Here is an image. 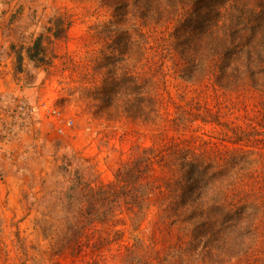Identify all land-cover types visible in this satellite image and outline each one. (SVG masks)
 <instances>
[{"label":"rangeland","instance_id":"rangeland-1","mask_svg":"<svg viewBox=\"0 0 264 264\" xmlns=\"http://www.w3.org/2000/svg\"><path fill=\"white\" fill-rule=\"evenodd\" d=\"M232 1L206 29L203 8L165 2L144 17L133 0H0V264H264V61L235 72L205 49ZM123 75L153 109L101 102ZM141 157L142 202L112 194L90 221L86 180L116 191Z\"/></svg>","mask_w":264,"mask_h":264},{"label":"trees","instance_id":"trees-1","mask_svg":"<svg viewBox=\"0 0 264 264\" xmlns=\"http://www.w3.org/2000/svg\"><path fill=\"white\" fill-rule=\"evenodd\" d=\"M225 1L226 0H133V5L144 17H146V15L143 14V10H146V12L153 11V8L148 6L151 2H153L154 5L156 4L157 7H160L163 2L166 4H173L175 7L177 5L189 6L194 15L198 12L200 13L203 8L205 19L207 20L206 22L204 19L206 24L210 21L208 19L209 17L213 16L216 18L220 15V9H222V5ZM126 5V3H123L115 6L120 15L125 14ZM230 9L233 10V12L228 22L223 23L221 26L216 24V31L209 32L211 39L207 42L205 49L208 50L207 53L212 56L233 59V71L239 72L240 69H245L252 75L264 61V0H234L231 2ZM182 24H184V22H182ZM199 25H202L200 21ZM205 28L208 29L207 24ZM186 31L188 30L185 29V32ZM55 36L60 37V34L55 32ZM115 38L117 39L116 44L122 41V36H115ZM40 40L41 38H37L33 46L37 52V56L39 55ZM125 40L129 45L135 46L137 43V41L130 36ZM137 47L139 48L140 46ZM127 49V47L118 48L119 54L122 55ZM36 55L32 54V51L29 52V57L31 59L36 58ZM19 59L21 60V57H19ZM145 88L146 84L138 82L137 79L131 75H123L122 79L119 81L108 82L106 80L98 93L102 95L100 98L101 102L106 106L115 105L116 111L122 110V112L130 116H135L144 113V108L147 105H149V109H153V101L149 98ZM118 89L123 92H119ZM126 96L134 100L125 98ZM78 161H80V158L75 157L74 153H71L69 157H65L64 163H62V171H64L66 176L71 175L73 170H80L82 164H78ZM145 161V157L137 158L130 165L123 167L116 173V183L119 188L116 191H113L112 188H107L100 184H95L90 180H86L83 202L86 207L85 210H87L86 215L90 221L105 219V210L111 203L110 198L112 194L117 197L120 196L124 200L127 199L126 201H131V203L137 204L142 202L138 195L141 188L138 182L148 171V165ZM204 171H207V169L204 168ZM201 177L205 179V177ZM188 179V181L192 180V182H190L187 187V191L181 192V197L183 199L191 196L192 192L198 190L200 187L198 185V181H200L199 178L196 179L190 176ZM208 182L212 185L210 180ZM71 189L73 192L78 191V187L76 186H72ZM84 217L86 219V216Z\"/></svg>","mask_w":264,"mask_h":264}]
</instances>
